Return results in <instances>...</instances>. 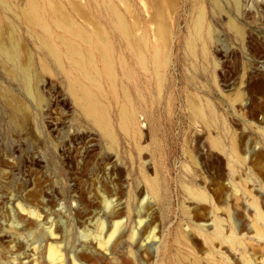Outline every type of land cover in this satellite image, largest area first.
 Segmentation results:
<instances>
[{
	"label": "rangeland",
	"instance_id": "1",
	"mask_svg": "<svg viewBox=\"0 0 264 264\" xmlns=\"http://www.w3.org/2000/svg\"><path fill=\"white\" fill-rule=\"evenodd\" d=\"M168 9L157 61L120 0H0V264H264V0Z\"/></svg>",
	"mask_w": 264,
	"mask_h": 264
},
{
	"label": "bare ground",
	"instance_id": "2",
	"mask_svg": "<svg viewBox=\"0 0 264 264\" xmlns=\"http://www.w3.org/2000/svg\"><path fill=\"white\" fill-rule=\"evenodd\" d=\"M120 1L124 3L127 12L130 14L131 23L129 26V31L133 30L134 32L138 34V32L142 30L143 22L146 23L147 25H154V27H152V30H153V34L155 36V40L157 43V45L155 46L156 47L155 53L157 56L156 60L157 61L159 60V55H160L159 51H162V52L164 51L166 55L169 54L171 52V43H172V26H171V21L168 16L169 15L168 8L170 7L173 8V5L175 4V0H140L142 7H140V4L136 3V0H120ZM72 3H74V1H72ZM236 3L239 5V0H236ZM74 4L73 5L78 10L80 15H82V18H84V20H86V22L88 21L89 23L90 19L86 12V9L77 3H74ZM217 6L221 8L219 4ZM139 9H141L143 12L144 10L148 12L149 15L147 16L145 20L143 17L140 18L141 15L138 11ZM57 10L63 17H65V13H63L62 9L57 8ZM205 19H206L205 12L201 10L196 18L195 27L197 29H201L202 26L204 25ZM92 21L93 20L91 19V22ZM91 22L89 24H91ZM93 23L94 21L92 22V24ZM231 25L233 26V28L235 29L237 33H240V28L234 20L231 21ZM135 51H136V57L138 59V62L141 65V68L147 69V59H146V56L144 55L143 50L142 49L140 50L138 47H136ZM0 52H3L4 56L8 58L9 60H11L18 69L23 70L25 74V70L20 64L19 48L16 44L8 48V47L3 46L0 43ZM189 104L191 105V108L194 107V105H192L194 104V101L192 98L189 99ZM90 110L93 116H95L94 118L95 122L98 124L100 129L105 131L107 134H109L110 137H112L113 128L111 126V120L106 114V107L104 106V104L103 103L93 104L91 102ZM133 125H134V122H133L132 116L128 113H124L122 115L121 122H120L121 128L125 131H129V130H132ZM197 196H199V199L201 200L208 199L207 194L201 190L198 191ZM117 228H118V223L115 225L114 230H116ZM59 250L60 249H58L54 244H50L49 255L53 257L59 254Z\"/></svg>",
	"mask_w": 264,
	"mask_h": 264
}]
</instances>
